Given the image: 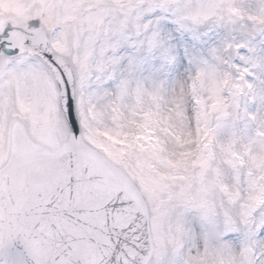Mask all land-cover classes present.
<instances>
[{"label": "rangeland", "instance_id": "1", "mask_svg": "<svg viewBox=\"0 0 264 264\" xmlns=\"http://www.w3.org/2000/svg\"><path fill=\"white\" fill-rule=\"evenodd\" d=\"M153 9L160 12L147 19L171 45V63L137 43V26ZM0 15L25 26L40 15L46 32L59 28L61 50L80 76L110 70L104 42L129 37L121 53L139 69L122 74L123 95L98 93L91 134L145 195L158 246L203 244L204 264H242L247 229L234 222L239 235L222 241L216 225L223 218L214 213L230 208L239 221L243 208L264 201V0H39V6L0 0ZM86 46L95 52L85 64L77 53ZM244 69L251 88L240 79ZM24 112L37 140L67 136L54 89L46 101L21 105ZM256 219L264 220V212Z\"/></svg>", "mask_w": 264, "mask_h": 264}, {"label": "snow or ice", "instance_id": "2", "mask_svg": "<svg viewBox=\"0 0 264 264\" xmlns=\"http://www.w3.org/2000/svg\"><path fill=\"white\" fill-rule=\"evenodd\" d=\"M21 2L39 6V0ZM64 2L71 5L75 0ZM157 11L153 9L137 26L142 27L137 43L149 56L171 63L175 59L171 45L147 19ZM43 22L42 16L30 15L24 26L4 22L0 15V264H28V260L31 264H204L207 253L201 257L198 251L206 245L185 250L180 244L169 250L154 243L139 186L91 134L99 121L98 93L115 89L123 95L122 74L136 75L139 69L134 57L121 53L129 37L104 42L101 55L110 70L100 67L80 76L61 50L62 31L46 32ZM236 47L246 49L242 44ZM94 52V46H86L77 55L86 64ZM247 74L244 69L240 79L251 88ZM53 89L55 107L70 137L37 140L21 105L31 108L46 101ZM261 212L264 201L243 208L239 221L230 208L214 213L223 218L222 225H216L222 241L231 242L233 234L239 235L234 222L247 229L242 264H264V220L256 219ZM198 227L194 222L193 230ZM17 241L23 253L15 251Z\"/></svg>", "mask_w": 264, "mask_h": 264}, {"label": "water", "instance_id": "3", "mask_svg": "<svg viewBox=\"0 0 264 264\" xmlns=\"http://www.w3.org/2000/svg\"><path fill=\"white\" fill-rule=\"evenodd\" d=\"M24 26H25V25H24ZM64 56H65V55H64ZM65 58H67V57L65 56ZM72 67H73V66H72ZM73 69H74V67H73ZM74 71H75V70H74ZM67 129H68V128H67ZM69 137H70V130L68 129L67 137H62L60 141L66 140V139H68ZM141 193H142V192H141ZM143 196H144V195H143ZM144 204H145L146 209H147L148 212H149V206H148V203H147L145 197H144ZM149 217H150V212H149ZM149 230H150V233H151V235H152L151 223L149 224ZM152 237H153V235H152ZM153 241H154V240H153ZM14 249H15L16 252H19V253H23V252H24V247H23V245H22L19 241L15 242V244H14ZM25 259H28L27 256H26V254H25ZM28 264H31V261H30V260H28Z\"/></svg>", "mask_w": 264, "mask_h": 264}]
</instances>
